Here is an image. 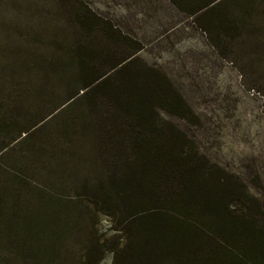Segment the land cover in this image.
<instances>
[{
    "label": "rangeland",
    "instance_id": "rangeland-1",
    "mask_svg": "<svg viewBox=\"0 0 264 264\" xmlns=\"http://www.w3.org/2000/svg\"><path fill=\"white\" fill-rule=\"evenodd\" d=\"M225 3L234 18L230 28L240 31L212 41L215 32L202 30L172 0H0V106L14 105L12 115L21 122L48 113L63 93L49 75L53 68L43 73L46 62L76 70L84 42L117 57L133 53L139 66L163 73L185 104L179 114L160 110V117L215 168L237 177L264 219V0ZM92 13L106 24L91 36L82 19L95 21ZM75 116L59 121L67 127L60 133L49 136L48 126L43 137L16 145L13 162L0 158V202L40 223L39 245L18 250L0 240V264H84L97 240L105 249L98 264H113V248L125 242L110 216L94 215L87 202H70V185L88 169L72 167L87 162L76 146ZM19 158L30 164L15 165ZM73 207L76 213H69Z\"/></svg>",
    "mask_w": 264,
    "mask_h": 264
},
{
    "label": "trees",
    "instance_id": "trees-1",
    "mask_svg": "<svg viewBox=\"0 0 264 264\" xmlns=\"http://www.w3.org/2000/svg\"><path fill=\"white\" fill-rule=\"evenodd\" d=\"M172 1L202 30L215 32L212 41L230 29L240 31L230 28L234 18L226 0H185L189 8L183 0ZM90 15L95 21H82L92 36L106 22ZM84 43L77 49L76 70L57 60L46 62L43 73L52 67L49 75L59 81L63 93L48 113L21 122L12 115L14 105L0 106V158L13 162L16 145L43 137L48 126L53 127L49 136L60 133L67 127L59 121L76 113V146L87 162L72 167L88 169L81 181L70 185L74 194L69 199L87 202L90 210L95 208L94 215L101 212L118 223L125 242L113 248V264H264V219L258 200L160 117V110L179 114L185 105L170 80L153 67L139 66L133 53L117 57L93 41ZM19 164L30 162L19 158ZM18 214L0 202V240L16 244L18 250L31 248L33 242L39 245L40 223ZM104 251L97 240L84 264H98Z\"/></svg>",
    "mask_w": 264,
    "mask_h": 264
}]
</instances>
